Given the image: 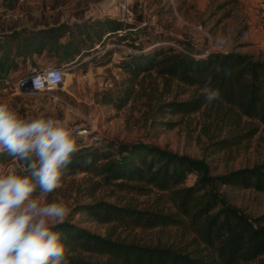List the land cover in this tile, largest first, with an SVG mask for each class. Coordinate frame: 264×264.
<instances>
[{"label":"trees","instance_id":"obj_1","mask_svg":"<svg viewBox=\"0 0 264 264\" xmlns=\"http://www.w3.org/2000/svg\"><path fill=\"white\" fill-rule=\"evenodd\" d=\"M96 25L98 44L118 31L125 32L118 42L128 43L136 28L108 18L98 19ZM74 30L73 26H56L23 34L16 47L9 44L0 49V67L14 57H40L46 52L60 66L74 63L84 50L73 41L83 30L77 37ZM150 30L148 24L136 30L144 41L133 38L130 47L138 52L126 54L114 65L121 71V79L112 81V87L104 91V104L121 111L136 97L144 98L151 107L147 119L154 137L180 124L170 119L206 113L210 129L228 131L224 139L213 140L209 157L258 133L264 126V59L240 52L239 47L228 52L194 48ZM64 37L69 39L66 44ZM217 64L230 68L231 76L216 75ZM209 74L213 86L221 91V99L211 103L202 92ZM180 88L184 91H178ZM190 91L187 99H179ZM77 142L80 150L62 185L83 176L93 193L112 189L155 198L144 206L105 199L78 205L74 213L104 227L105 233L72 221L57 225L53 230L63 233L68 264H264V215L253 219L227 194L228 189L264 193V163L218 174L207 157L180 155L151 143H100L79 135ZM86 157L92 158V164L85 167ZM6 161L12 159L0 155V162ZM192 175L196 180L188 186ZM154 230L174 231L173 241L140 243L133 237L136 231Z\"/></svg>","mask_w":264,"mask_h":264},{"label":"rangeland","instance_id":"obj_2","mask_svg":"<svg viewBox=\"0 0 264 264\" xmlns=\"http://www.w3.org/2000/svg\"><path fill=\"white\" fill-rule=\"evenodd\" d=\"M126 7L132 19L125 23L136 27L131 43L133 38L144 41V36L137 31L148 24L151 33L164 34L185 44H192L194 48L209 47L228 52L239 47L240 52L264 59V0H0V33L9 31L6 38L1 40L2 44L7 46L11 43L16 47L23 34L45 32L38 28L40 25L48 29L73 26L75 37L83 30V37L74 38L73 41L84 49L82 57H77L69 65L60 66L58 59L49 56L48 52L37 56L38 70L46 67L65 69L66 81L60 89L52 93L19 94L6 89L5 80L0 76V99H7L14 107H18L22 115L44 113L60 119L77 129L80 137H91L95 142L140 141L180 155L207 157L218 174L264 163V126L259 127L258 133L249 140L209 157L213 140L224 139L228 131L210 129L206 113L184 120L170 119L180 124L154 137L150 130L151 107L144 98L136 97L121 111L104 104V91L112 87V81L121 79V71L114 65L126 55L124 48L131 47L130 42H118L121 37L118 33L98 44L94 31L98 19L121 20ZM220 37L228 38L225 49L213 46ZM62 40L65 44L69 42L68 37ZM173 45L180 47L178 42H173ZM91 47L93 49L89 51ZM109 51H113V54L108 55ZM190 93L192 91L179 95V99H187ZM14 167L18 165L13 160L0 162V169ZM195 180L194 175L190 176L187 185H192ZM227 194L253 219L264 215V193L228 189ZM154 198L153 195L139 197L121 194L112 189H100L93 193L83 176H76L63 184L54 195L46 197V202H66L71 208L66 221L79 223L90 231L103 234L104 227L86 221L75 214L74 209L98 199L121 204L134 201L144 206L152 204ZM133 237L140 243H171L174 231H136Z\"/></svg>","mask_w":264,"mask_h":264},{"label":"clouds","instance_id":"obj_3","mask_svg":"<svg viewBox=\"0 0 264 264\" xmlns=\"http://www.w3.org/2000/svg\"><path fill=\"white\" fill-rule=\"evenodd\" d=\"M227 37L214 47L225 49ZM216 75L231 76L230 68L214 66ZM205 99H221L209 74L202 88ZM77 129L40 113L22 115L7 99H0V155L18 167L0 169V264H68L63 233L53 230L71 213L64 201L46 202L62 187L69 165L80 150ZM92 164L86 157L83 165Z\"/></svg>","mask_w":264,"mask_h":264},{"label":"built area","instance_id":"obj_4","mask_svg":"<svg viewBox=\"0 0 264 264\" xmlns=\"http://www.w3.org/2000/svg\"><path fill=\"white\" fill-rule=\"evenodd\" d=\"M131 19L132 14L126 7V13L122 14L121 21L130 22ZM117 33L122 36L123 31H118ZM124 49L126 54L138 52L132 48ZM65 76V69L63 67H46L40 70H33L17 80L7 79L4 81V85L6 89L19 94L27 93L35 95L38 93H52L63 87L66 81Z\"/></svg>","mask_w":264,"mask_h":264},{"label":"crops","instance_id":"obj_5","mask_svg":"<svg viewBox=\"0 0 264 264\" xmlns=\"http://www.w3.org/2000/svg\"><path fill=\"white\" fill-rule=\"evenodd\" d=\"M22 1V0H20ZM40 30H46L47 27L45 26H39L38 27ZM17 31H22L19 29H16ZM7 34H9V31H5L3 33H0V49L5 48L9 45H4L2 44L3 41L2 39H5ZM11 44V43H9ZM2 56V53L0 52V58ZM0 67V76L2 77V80H7L12 78L19 79L26 74L30 73L33 70H38L39 62H38V57L36 56H28L24 57L23 55L20 57H14L9 60H7L3 65Z\"/></svg>","mask_w":264,"mask_h":264}]
</instances>
